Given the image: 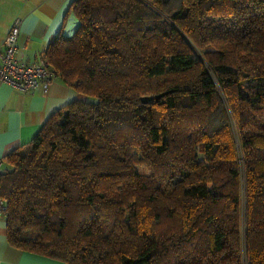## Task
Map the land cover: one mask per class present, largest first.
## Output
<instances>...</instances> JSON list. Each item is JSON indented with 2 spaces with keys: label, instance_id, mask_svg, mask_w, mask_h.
I'll list each match as a JSON object with an SVG mask.
<instances>
[{
  "label": "trees",
  "instance_id": "obj_1",
  "mask_svg": "<svg viewBox=\"0 0 264 264\" xmlns=\"http://www.w3.org/2000/svg\"><path fill=\"white\" fill-rule=\"evenodd\" d=\"M69 9L73 33L40 55L83 98L4 157L9 244L67 264H264V0Z\"/></svg>",
  "mask_w": 264,
  "mask_h": 264
},
{
  "label": "crops",
  "instance_id": "obj_2",
  "mask_svg": "<svg viewBox=\"0 0 264 264\" xmlns=\"http://www.w3.org/2000/svg\"><path fill=\"white\" fill-rule=\"evenodd\" d=\"M73 0H0V52L13 22L19 19L16 54L36 59L58 34L70 35L77 20L69 9ZM83 95L54 76L46 89L30 92L12 88L0 79V171L10 151L27 144L46 119ZM0 264H67L9 244L4 214H0Z\"/></svg>",
  "mask_w": 264,
  "mask_h": 264
},
{
  "label": "built area",
  "instance_id": "obj_3",
  "mask_svg": "<svg viewBox=\"0 0 264 264\" xmlns=\"http://www.w3.org/2000/svg\"><path fill=\"white\" fill-rule=\"evenodd\" d=\"M19 23V19H16L4 38V47L0 52V79L22 92L34 91L39 87L46 89L54 77L46 59L39 55L29 62L21 60L16 54ZM0 214H5L3 199H0Z\"/></svg>",
  "mask_w": 264,
  "mask_h": 264
},
{
  "label": "water",
  "instance_id": "obj_4",
  "mask_svg": "<svg viewBox=\"0 0 264 264\" xmlns=\"http://www.w3.org/2000/svg\"><path fill=\"white\" fill-rule=\"evenodd\" d=\"M162 94H163V93H159V94L155 95L154 97H153V96H150V97L144 96V97H142V100L145 101V102H147V101H151L153 98H158V97H160Z\"/></svg>",
  "mask_w": 264,
  "mask_h": 264
}]
</instances>
